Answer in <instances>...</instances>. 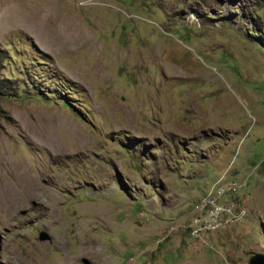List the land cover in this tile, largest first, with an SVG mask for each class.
Here are the masks:
<instances>
[{
  "label": "rangeland",
  "instance_id": "1",
  "mask_svg": "<svg viewBox=\"0 0 264 264\" xmlns=\"http://www.w3.org/2000/svg\"><path fill=\"white\" fill-rule=\"evenodd\" d=\"M12 6L35 26L0 15V264L264 255V0ZM227 183L238 214L211 231L205 197Z\"/></svg>",
  "mask_w": 264,
  "mask_h": 264
},
{
  "label": "bare ground",
  "instance_id": "2",
  "mask_svg": "<svg viewBox=\"0 0 264 264\" xmlns=\"http://www.w3.org/2000/svg\"><path fill=\"white\" fill-rule=\"evenodd\" d=\"M10 11H7V10H4V12H1V17L4 19V20H7L8 22L10 21L11 23H20L22 25H25V26H31V27H34V23L33 21L28 18L26 16L25 13H22L18 7H15V6H12L10 7ZM44 16H47V15H50V12L49 10H46L45 11V14H43ZM7 22V23H8ZM6 23V22H5ZM60 26H62V28H70V30H74L75 32H81L82 27H80L79 24L75 23V22H72V20L70 21L68 18H62L59 23ZM37 26H40L39 28L41 29H44L43 25L41 22H39L37 24ZM45 30V29H44ZM82 44V43H81ZM59 152V151H58ZM59 154V153H58ZM55 157H57V154H55ZM40 179V178H39ZM45 184L47 185H51L48 183V181L45 180L44 182ZM226 185V184H225ZM224 185V186H225ZM20 187V186H19ZM11 191V190H10ZM20 191L23 193V195L26 197V198H35V197H38V194L40 191H42V188L40 186V181H37V180H34V179H27L25 180V183L22 185V187H20ZM12 192V191H11ZM13 193V192H12ZM14 194V193H13ZM13 194H9L8 196H11V202L14 204L15 200H16V193L13 195ZM10 199H6V198H1L0 201L2 204L6 203L7 201H9ZM9 203V202H8ZM7 204V203H6ZM16 206V205H15ZM12 207V206H11ZM9 207V208H11ZM10 210V209H9ZM236 216V215H235ZM234 216V217H235ZM196 222V221H195Z\"/></svg>",
  "mask_w": 264,
  "mask_h": 264
},
{
  "label": "built area",
  "instance_id": "3",
  "mask_svg": "<svg viewBox=\"0 0 264 264\" xmlns=\"http://www.w3.org/2000/svg\"><path fill=\"white\" fill-rule=\"evenodd\" d=\"M218 190V189H217ZM217 196L215 198L208 199L205 201V204L209 206L208 209V215H209V222L207 223V228H209L211 231L214 229L216 226L219 225V216L223 213L228 214L231 216V220L234 221V216L238 214V211L235 213L231 212V209L225 208L222 205L218 203V199H221L223 196L226 194L231 195L230 193L235 192V186L231 185L230 183H227V186L225 185L224 187H221L220 190L217 192Z\"/></svg>",
  "mask_w": 264,
  "mask_h": 264
},
{
  "label": "water",
  "instance_id": "4",
  "mask_svg": "<svg viewBox=\"0 0 264 264\" xmlns=\"http://www.w3.org/2000/svg\"><path fill=\"white\" fill-rule=\"evenodd\" d=\"M40 239L46 240L48 236L45 233H40ZM248 264H264V255L255 254L249 259Z\"/></svg>",
  "mask_w": 264,
  "mask_h": 264
}]
</instances>
